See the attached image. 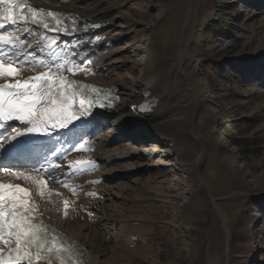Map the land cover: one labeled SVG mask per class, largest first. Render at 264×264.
<instances>
[{
  "label": "rangeland",
  "instance_id": "obj_1",
  "mask_svg": "<svg viewBox=\"0 0 264 264\" xmlns=\"http://www.w3.org/2000/svg\"><path fill=\"white\" fill-rule=\"evenodd\" d=\"M50 1L57 13H75V20L89 8L126 11L95 34L79 23L75 33L50 32L57 50L83 64L76 77L112 88L116 80L128 82L136 56L148 52L160 76L152 95L162 110L160 119L140 124L135 136L116 135L105 126L92 133L85 128L76 141L93 157L107 136L104 156L120 158L112 165L96 164L93 171L117 175L99 191L96 211L108 236L90 235L91 247L104 246L109 264H264V34L258 33L264 0H162L159 7L153 5L156 0ZM158 17L162 29H150ZM29 23L36 46L42 40L37 25ZM208 25L214 26L211 35ZM15 27L16 34L24 29ZM146 33H152L153 42ZM167 71L170 88L161 76ZM162 122L170 128L161 131ZM153 145L169 147L173 154H152ZM175 162L177 171L171 169ZM65 169L62 158L54 178L64 176ZM41 205L63 223L50 204ZM214 206L227 220L229 251L228 233ZM129 238L138 245L125 246Z\"/></svg>",
  "mask_w": 264,
  "mask_h": 264
},
{
  "label": "bare ground",
  "instance_id": "obj_2",
  "mask_svg": "<svg viewBox=\"0 0 264 264\" xmlns=\"http://www.w3.org/2000/svg\"><path fill=\"white\" fill-rule=\"evenodd\" d=\"M29 2V0H16V3L23 6L27 5L31 8L45 9L47 11L55 13L58 12L56 8L52 7L54 6V4L50 0H32L31 3ZM161 2L163 1L156 0L153 5L159 7V5H162ZM89 9L78 12L76 20L74 17L75 13L71 11L62 14L60 19H62L63 22H65L64 20L71 21L72 25L69 26L72 27L73 25L79 23L81 25V28L87 30V32L89 33L93 32L95 34L105 29H109L115 24L118 19L123 18L126 14V11H122V6L106 9ZM260 18L261 20L258 33L264 34V11ZM161 19L162 17H158L155 22L150 23V27H152L150 29L153 30L160 28L161 30L162 28L160 24L163 23H161ZM245 22H247V20H245ZM29 24L32 23L30 22ZM29 26L31 27V25ZM186 27L187 26H182V28L180 29L182 31H185ZM37 28V34H39L40 40L48 41V46H46V49H44L43 53L37 50L36 54L38 56L47 57L49 59H59L63 61L67 54L65 52L57 50L51 43V40L48 37L50 35V31H47L38 26ZM16 29L17 28L15 26L6 23L4 29H0V32L7 34L5 30H11V38L20 37L21 39H23V37L28 34L24 29L22 30V32L16 34ZM27 29L29 28L27 27ZM152 33H146L143 36L145 38H148L150 42H153ZM251 35L255 38L258 37L257 34L253 35V32L250 33V36ZM32 40L33 39H31V35H29L28 39L26 40L29 41V43L26 44L27 42H25L22 46L24 52L31 51V49L28 48V45H32L33 47H35V45L32 43ZM42 41L40 43L45 44L42 43ZM67 60L69 62L73 60L77 62L76 59L70 57L69 55H67ZM183 60L184 59L180 55L179 62H182ZM151 61L152 55L149 54V52L145 56L144 53L140 56H136L134 62L135 65L128 74L130 80L128 82H125L124 80L120 79L112 83L113 87L111 88V90L116 93L118 101H116L114 110L115 113H113V119L111 121L104 119L102 121H92L86 124L79 123L73 127L58 130L44 145L43 154L41 156L32 154L25 159L24 162L26 164H24L25 167L23 169L15 170V174H13V170L2 172L0 171V183L8 182L23 184L26 189L25 193H27L26 197L30 200V203L35 209L39 220L42 221L43 224L47 226V228L54 230L55 233L59 235V237L65 238L66 242H74L72 244H69V250L77 257V259L79 260V264H109L110 260H107L106 251L103 248L104 246L98 245L99 247H91V241L92 239H97V237L102 239L103 237L106 238V236H108L105 235L106 233H103L102 230V222H104L105 220L103 219V217L97 220L96 216H98V213L96 211L98 210V202H100L99 191H106V184L111 182L117 174L111 172L107 173L106 175L100 174V172H97L95 174L93 173V171L96 168V164L101 166L107 164L109 165L111 163L117 162L120 158H117V155L112 158H106L104 156V154L107 153L106 149L110 143V139L107 136L105 137L103 135L104 137H101V140L98 143L99 153L93 157H91L87 153L84 147L79 146L76 141L82 135V132L85 130V128H88L90 133H92L99 126L108 127L111 132H115L116 135L135 136L136 129L140 124L146 123L148 120L158 118L160 119V117H162L160 114L162 110L160 111V109L157 108V101L154 99L155 97L153 98V91L155 90L153 89V87L156 85L155 79L160 76L157 75V67L152 64ZM68 66L74 67V65L70 64L66 65V67ZM35 74L36 73L33 71L25 70L22 73V76L29 77ZM69 75L73 79L81 80L75 75ZM161 76L170 88L173 85L171 71H167L164 76ZM176 92H174L173 88V94H176ZM133 106L137 107L134 108ZM132 108L133 110H131ZM159 128L162 131L163 129L167 130L168 128H170V126H168L165 122H162ZM160 130H155L156 132L154 133L159 135L161 134ZM163 136L168 137V134L166 133ZM153 143L158 145L161 144L160 141H156ZM151 148L152 154L156 153L157 155V153H161L163 157L166 158H169V155L173 154V150L169 149V147L165 149L164 146H160L157 147L158 149H156V147H154L153 145V147ZM0 157H4L5 159H7L2 155L1 149ZM45 157H47V161H45ZM62 158L65 159L67 169L64 176L60 178L53 177V179H47L46 171L56 173L59 168V161ZM12 160L16 163H19V161H17V158ZM41 164H47V169H41L40 171H30L33 166L39 168ZM165 165H168V163H166ZM172 165L174 166H172L171 169L173 171H177L179 167L176 162ZM41 173H43L45 176L41 175ZM58 181L60 183H58ZM95 183L99 185L96 186ZM54 187L58 189H54ZM36 198H38V201H36ZM39 199L48 203V205L50 204L53 210L57 212L58 215L62 218L63 223H57V221H55L54 219V216L48 213V207L41 205V201H39ZM65 202H67V207L65 206ZM60 209L61 211L63 210V212H61ZM219 214L220 216H222L223 223L228 233L229 239L227 238V251H229L230 234L227 226V220L222 213ZM82 231H86L88 234L84 236L82 234ZM90 235L93 236L91 241L87 238L90 237ZM137 242V240L129 238L124 243L125 246H128L131 244H137ZM11 245V247H14L13 244ZM3 247L5 248V251L0 253V255L7 253V250L10 249L8 246ZM261 251H264V247H262ZM263 258L264 257L261 256V260Z\"/></svg>",
  "mask_w": 264,
  "mask_h": 264
},
{
  "label": "snow or ice",
  "instance_id": "obj_3",
  "mask_svg": "<svg viewBox=\"0 0 264 264\" xmlns=\"http://www.w3.org/2000/svg\"><path fill=\"white\" fill-rule=\"evenodd\" d=\"M0 5H4L0 10V29L10 23L24 27L28 33L21 39L11 38V30H5L7 34L0 32V129L3 130L0 132V149L11 153L16 145L6 147L9 138L14 140L17 136L28 134L51 137L57 128H66L74 117L87 111L84 107L86 101L94 106L96 98L89 100L81 92L82 88L89 86L70 78L69 74L75 75L82 69L83 64L76 65L74 60L69 62L67 55L63 61L38 56L37 49L43 53L48 46L39 42L35 47L28 45L31 51H23L22 46L32 34L26 27L29 21L47 31L65 35L75 33V25L69 28L60 19V13H44L37 8L17 12L22 5L16 3V0H0ZM45 16L52 17L55 23L44 20ZM56 39L52 37L51 43L55 44ZM69 64L74 67H66ZM25 70L36 74L23 77ZM77 92H81L79 106L73 108L71 101L76 99ZM104 106L107 107L106 104ZM7 121H18L26 127L18 128L6 123ZM24 167L10 158L0 157V171L13 170L15 174V170ZM41 169L46 170L47 164H41L39 168L33 166L30 171ZM46 175L48 179H53L57 173L46 171ZM26 196L23 188L0 183V253L5 251L2 245L15 244L14 248L7 250V257L0 256V264H64L63 257L69 252V244L74 242H66L65 238L47 228L39 220L33 206L25 199ZM65 206L67 207V202Z\"/></svg>",
  "mask_w": 264,
  "mask_h": 264
},
{
  "label": "trees",
  "instance_id": "obj_4",
  "mask_svg": "<svg viewBox=\"0 0 264 264\" xmlns=\"http://www.w3.org/2000/svg\"><path fill=\"white\" fill-rule=\"evenodd\" d=\"M206 30H207V35H211L214 30V26L208 25Z\"/></svg>",
  "mask_w": 264,
  "mask_h": 264
},
{
  "label": "water",
  "instance_id": "obj_5",
  "mask_svg": "<svg viewBox=\"0 0 264 264\" xmlns=\"http://www.w3.org/2000/svg\"><path fill=\"white\" fill-rule=\"evenodd\" d=\"M239 194H233L231 197H236V196H238ZM217 199H213V198H211V201H212V203H215V201H216ZM215 207V206H214ZM215 210H216V212L218 211L217 210V208L215 207ZM218 213V212H217ZM226 237L229 239V237H228V235H226ZM228 242V241H227ZM227 255H229V253L227 252Z\"/></svg>",
  "mask_w": 264,
  "mask_h": 264
}]
</instances>
